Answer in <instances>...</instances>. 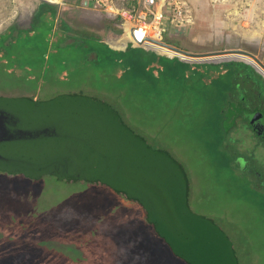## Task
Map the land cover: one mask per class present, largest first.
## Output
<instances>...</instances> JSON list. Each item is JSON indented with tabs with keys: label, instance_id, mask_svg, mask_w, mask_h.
I'll return each mask as SVG.
<instances>
[{
	"label": "rangeland",
	"instance_id": "rangeland-1",
	"mask_svg": "<svg viewBox=\"0 0 264 264\" xmlns=\"http://www.w3.org/2000/svg\"><path fill=\"white\" fill-rule=\"evenodd\" d=\"M143 1L0 0V35L11 26L29 29L33 11L41 3L52 2L58 5V17L77 34L105 36L114 26L130 36L116 9L139 12ZM152 10L163 14L165 32L160 41L166 46L201 58L246 52L264 65V0H156ZM120 34H116L119 41ZM46 41L50 44L51 38ZM136 46L146 49L140 55L128 52L133 63L143 65L138 74L120 62H90L73 44L55 45L45 59L36 45L32 50L0 51V96L43 102L82 94L109 103L148 146L166 151L183 166L190 182V209L213 219L238 264H264V188L258 186L261 176L264 180V143L247 123L242 88L229 80L224 63L247 65L256 81L259 76L264 80L257 71L262 68L248 57L235 55L195 60L198 63L157 59L150 53L167 55L162 48L158 52L143 44ZM121 51L118 48V54ZM177 61L188 66H179ZM229 89L237 90L238 96L234 91L225 94ZM244 96L248 97L246 92ZM48 111L51 119L52 109ZM35 116L42 117L40 113ZM53 120L62 124L82 119L64 114ZM83 124L71 132L97 133L86 137L95 146V141H101L98 133H104L106 151H117L120 167L128 170V183L137 186L134 193L120 185L123 194H117L99 178L96 183L70 182L46 175L33 182L0 172V264H184L149 225L145 209L126 198L134 195L144 200L141 190L148 184L163 190L177 187L169 181L157 153L155 160L150 154L134 158L133 138L121 139L115 128L111 134ZM48 137L53 143L50 149L59 145L53 136ZM58 142L61 148L70 145ZM144 178L150 183H143ZM200 256L205 259L207 254Z\"/></svg>",
	"mask_w": 264,
	"mask_h": 264
},
{
	"label": "trees",
	"instance_id": "trees-1",
	"mask_svg": "<svg viewBox=\"0 0 264 264\" xmlns=\"http://www.w3.org/2000/svg\"><path fill=\"white\" fill-rule=\"evenodd\" d=\"M56 16L57 7L43 3L37 12L35 19L33 20L30 30L15 32L13 31L14 29H8L6 33L0 35V51L4 52L3 50H5V52H8L9 50L17 49L18 47L19 49L24 47L26 49L30 48L32 50V46L36 45V48L40 49L39 52L45 55L48 50H54L55 45H58L60 48L64 47L62 43L68 38V33H72L71 37H74V39L72 38L74 42L71 44L84 51L86 59L87 56L91 54L99 63L102 61L120 62L127 69L130 68L133 74H138L141 72V70H143L141 61L133 63L131 61V56H129L132 54L128 52L134 51L135 55H140L146 50L137 47L129 37L127 31H121L119 28L113 26L110 28L113 30L111 34H105L104 36L103 34L101 35L97 32H91L86 34L88 37L85 38V32L77 34V32L71 29L62 19L58 24V28L55 30L54 23L56 21ZM44 18H47V21H44ZM36 31L38 33L45 34L39 35ZM119 32H121V41H119L118 36L116 37V34ZM112 34L114 35L111 36ZM47 38H53L51 39L50 44L46 41ZM110 47L111 50L109 49ZM114 48H119L122 50L119 52L120 59L117 57V55H119L117 52L118 50H115ZM151 48L153 50L157 49L158 52H161L158 48ZM112 50H114L113 55ZM24 51L28 52L26 50ZM110 54L112 55L111 57L103 60L106 55ZM150 54L157 59H164L163 57L157 56L154 53ZM225 68L229 73V80H234V82L237 81L238 86L240 82L245 79L243 78V75L245 74L244 71L246 70L247 72H251L250 67L243 63L237 62L224 63V69ZM130 69H128V71H130ZM258 79L260 80L259 83L262 82L264 85V80H261L262 78L260 76ZM232 91H234V89H229L227 92H225V94H229V92ZM234 92L236 98L238 95L237 90ZM50 108L52 109L53 117L58 116V118H60L65 113L75 114L81 117V122L85 123V125V119H87L89 126H86L89 128L97 127V129H101V131H103V129L115 128L117 132L119 130L121 133H123V137H132L134 139L132 146H134V150L137 154V156L134 155V158H139L142 156L139 154V152L144 150L145 152L147 151L152 154L154 153L153 159L155 160V152L157 153L158 160L166 166L165 171L168 173L167 176H169V181L175 183L177 187L172 185L169 189L165 186V190H163L157 189L153 184H148L145 191L141 190V192L145 195L144 200H139L130 195H128V197L134 199L137 202L136 204H139L145 209V214L149 216V224L154 228L155 233L160 238H162L174 257L184 260L187 264H204V260L206 259L208 260L207 264H231L232 261H234L232 262L233 264H237L232 250H227V248H230V245L227 244V238L224 236L223 232L216 229L212 220L203 218L190 209L188 204L189 180L183 166L166 151L148 146L146 144L147 141L142 136L135 134L129 127L125 125L121 116L109 103L82 94L60 95L43 102L35 100L32 97L10 98L0 96V112L4 111L5 116H8L10 111L18 110L23 111L25 113V117L27 118V112L32 110L30 112V118L35 119L34 116L37 113L48 115V110ZM68 109H70V111H67ZM74 109H81V111ZM53 117L50 120L54 121ZM53 123L58 125L57 128L59 133H67L71 132L73 129H77L75 123L68 121L62 124H59L56 121L52 122V124ZM91 124L94 125V127H90ZM4 127L5 126L3 123H0V137L5 138L0 142L3 143L0 145V152L3 151L6 155H9L6 158L22 160L30 163H38L37 160L39 157H36L34 154L37 152L35 151L37 139L34 138L27 141L22 140V138H24L22 136H25L23 134H27V136L34 134L24 133L21 130L22 128L16 129V132H14L11 130V128L5 127V129ZM25 130L27 129L25 128ZM52 130L53 127L50 124V126L46 125V129L43 131L46 133H51ZM43 131H41V133H44ZM106 131L111 133L109 130ZM72 133L77 134L78 132ZM123 137L121 136V139H123ZM46 139L47 140H45V143L50 144L52 142L48 137H46ZM47 150L50 151V153L57 152L58 148H48ZM53 156L54 154L49 155L46 158L41 156V158L45 160L53 158ZM57 157H61L63 160L66 158L64 155H58ZM78 157L80 159L82 158L81 156ZM160 162L156 161L157 164ZM6 172V174L10 175L15 174L9 171ZM55 173L48 172V175L54 176L56 180L70 181L69 179L61 178ZM127 173L128 170H123L121 168V172L117 173V175L119 178L124 179L127 184H129V186L136 188L137 186H135L133 182L128 183L129 180L126 178ZM41 174L42 173L24 174V177L29 179L31 178V181L36 182L44 177ZM142 182L150 183L146 180V178H144ZM113 188L114 187H112V189ZM114 191L117 194L119 193L116 191V189ZM202 253L207 254L205 259L200 256ZM224 255L228 257V263Z\"/></svg>",
	"mask_w": 264,
	"mask_h": 264
},
{
	"label": "flooded vegetation",
	"instance_id": "flooded-vegetation-1",
	"mask_svg": "<svg viewBox=\"0 0 264 264\" xmlns=\"http://www.w3.org/2000/svg\"><path fill=\"white\" fill-rule=\"evenodd\" d=\"M243 76H244L243 78L245 79H243L240 82L239 86L242 88L240 90L242 92L244 101L240 103L242 106L245 107L244 108L245 119L247 123L249 124V119H251L253 114H256V113L264 114V95H263L264 85L262 84V82L259 83L260 81H256V79L253 77V75L249 71L247 74H244ZM245 92L248 95L247 98L244 96ZM239 98L241 97L239 96ZM246 108H248V110ZM40 115H42V117L35 116V119H34L35 121H33L32 119L28 117L26 118L25 113L23 111H18V110L10 111L8 116H5L4 111H3V112H0V123H3L5 127L11 128V130L14 132H16V129L22 128L21 129L22 132L34 134L30 136H27V134H23L26 136V137L22 136L24 137L22 138L23 141H27V140L34 139V138L42 141V143H37V146L35 147V151L37 152L34 154L36 157H39V159L37 160L38 163H45V162L57 159L63 164L62 166L59 163H52L49 169H47L48 171H45L41 174L42 176L48 175V172L50 173L56 172L55 173L56 175L64 179L65 178L69 179L70 182H77L81 180L83 182L89 181L88 183H91V182L96 183L97 179L95 178H99L103 180L104 182L102 183L103 185L110 187V188L114 187L113 190L116 189V191H118L119 192L118 194L120 195L123 194L120 191V189H118L120 185H126L132 191V193H134L135 187L129 186V184H127L125 180H121L118 177L117 173L121 172V167L119 165V154L117 153V151L116 152L106 151V142L102 140L105 135L104 133H98L99 135L98 137L101 138V141H98V142L95 141V144L97 145L95 146L92 144L93 139L86 142V137L89 138V136L87 135L97 134V133H85V132H78L77 134L72 133V132L59 133L58 128H57L58 125L55 123L52 124V122L54 121L50 120L49 115H43V114H40ZM50 124L53 127L52 132L51 133L44 132L43 130L46 129V125L50 126ZM75 124L77 126V129H79L81 128V126H79L78 124H83V123L81 121H78ZM262 124L264 123L263 121L261 123L260 118L255 119V123L253 125L256 128L257 133H259L258 134L259 136L256 133L254 132L253 133L255 136L258 137L260 141L264 143V129H263ZM249 126L252 130V126L250 124ZM25 128L27 130H25ZM93 129H97V127ZM106 130L111 131V129L109 128ZM41 131H43L44 133H41ZM118 132L119 133H116V134L123 137V133H121L119 130ZM48 135H51L53 136L54 139H56L55 144H59L55 146V149L58 148L57 152L50 153V151L47 150L49 148L48 145L53 144L52 142L50 144L45 143V140H47L46 137H48ZM4 139L5 138L0 137V141H3ZM61 139L62 141L64 140V141H67L68 143L70 142V145H68L67 147L61 148L60 146L62 144L58 142V140H61ZM123 139L132 140V137L130 136L123 137ZM1 144L3 143H0V145ZM134 152L136 151L134 150ZM144 153H147V154H144ZM52 154H54V156L56 157L53 156V158L43 160V158H46L47 156L52 155ZM139 154L142 156L146 155L147 157H149V154H150V156L153 158L154 153L152 154L150 152H145L144 150H141ZM58 155L66 156L65 160H63V158L61 157H57ZM8 156L9 155H6L3 151L0 152V157H8ZM41 156H44V157L41 158ZM78 156H81L82 158L80 159ZM38 163H35V164H38ZM0 172L7 173L3 169H0ZM14 175L25 176L22 173L21 174L15 173ZM260 179H261L260 188L262 187L264 188V180L262 181V176ZM29 180H31V178ZM126 198L134 201V199L129 198L128 196H126ZM215 227L216 229L221 231V229L217 227L216 224H215Z\"/></svg>",
	"mask_w": 264,
	"mask_h": 264
},
{
	"label": "water",
	"instance_id": "water-1",
	"mask_svg": "<svg viewBox=\"0 0 264 264\" xmlns=\"http://www.w3.org/2000/svg\"><path fill=\"white\" fill-rule=\"evenodd\" d=\"M149 42L148 47H154V48H162L163 50H165L168 54L176 57V58H181L187 61H202L204 59H206L207 56L201 58V57H196V55H191V54H187L182 52L181 50H178L176 48L173 47H169L166 46L165 44H163L162 42H158V41H154V40H148ZM157 50V49H155ZM230 55H235V56H242V57H248L250 59H252L254 62H256L258 64V66L260 68H262V70L264 71V65L261 64L255 57L249 55L246 52H240V51H231V52H223V53H219V55L217 56H213L215 59H218L220 57H229ZM209 58V57H208ZM260 118L261 119V123L263 121L264 123V114L262 113H256L253 114L251 119H249V124L252 126L255 123V119ZM263 125V129H264V124ZM252 130L254 133H256L257 135L259 133H257L256 128L254 127V125L252 126ZM259 136V135H258ZM1 142V141H0ZM52 163H59L63 166V164L57 160H51L45 163H30V162H25L22 160H17V159H12V158H6V157H0V169L9 171L11 173H19V174H32V173H43L45 172Z\"/></svg>",
	"mask_w": 264,
	"mask_h": 264
},
{
	"label": "built area",
	"instance_id": "built-area-1",
	"mask_svg": "<svg viewBox=\"0 0 264 264\" xmlns=\"http://www.w3.org/2000/svg\"><path fill=\"white\" fill-rule=\"evenodd\" d=\"M156 0H144V8L139 12L129 9H116L117 17L122 24H126L131 32V40L136 44L148 46V40L161 42L165 32L163 14L152 10ZM138 43V44H137Z\"/></svg>",
	"mask_w": 264,
	"mask_h": 264
},
{
	"label": "crops",
	"instance_id": "crops-1",
	"mask_svg": "<svg viewBox=\"0 0 264 264\" xmlns=\"http://www.w3.org/2000/svg\"><path fill=\"white\" fill-rule=\"evenodd\" d=\"M60 0H57V2H59ZM86 2H84V4H85ZM45 4H49V5H52V6H55V7H57L58 5L56 4V3H52V2H47V3H45ZM41 5H43V3H41L34 11H33V15H32V21H31V25H30V27H29V29H25V30H30V28H31V26H32V23H33V20L35 19V17H36V14H37V12L39 11V9H40V7H41ZM57 10H58V8H57ZM85 9L83 8V11H84ZM60 11V10H59ZM62 11H64V9L62 10ZM59 13V12H58ZM86 13H89V11H86ZM94 15H97L96 13H93ZM60 20H61V18H59L58 17V14H57V16H56V21H55V23H54V29H56L57 27H58V24H59V22H60ZM63 20V19H62ZM65 21V20H64ZM8 29H17L16 27H14V26H11L10 28H8ZM7 29V30H8ZM13 30V31H14ZM16 31H23V30H19V29H17ZM71 35V34H70ZM72 38L74 39V37H71V36H68V38L62 43V45H70L71 43H73L74 42V40H72ZM51 39H53V38H51ZM110 50H111V47L109 48ZM115 50H118V48H114ZM159 49V48H158ZM161 49V48H160ZM144 50H146V49H144ZM113 51V53H112V55L114 54V50H112ZM50 52V50H48L47 51V53L44 55V59L45 58H47V56H48V53ZM162 53H166L167 55H161V54H158V55H160L161 57H165V58H167L168 60H174L173 58H176V57H174V56H172V55H169L165 50H163L162 49ZM111 54L110 55H106L105 57H104V59L103 60H105V59H107V58H109V57H111L112 56ZM155 55H157L156 53H155ZM157 55V56H158ZM215 58L214 57H209V58H206V59H204V60H214ZM228 59V58H227ZM232 59H238V58H232ZM87 60H89L90 62H92V61H94V62H97V60L94 58V56L93 55H91V54H89L88 56H87ZM215 60H220V58H218V59H215ZM189 62V61H188ZM198 63V62H196V61H190V63ZM178 63H180L179 64V66H183V67H185V66H188L187 64H185V63H182V62H180V61H178ZM200 63V62H199ZM206 63V62H205ZM206 65H208V64H206ZM258 72H260L263 76H264V73H263V71H261V70H257ZM250 72V71H249ZM251 73V72H250ZM252 74V73H251ZM138 135V134H137ZM258 186H259V188L261 187V182L260 183H258ZM189 191H190V182H189ZM189 204V203H188ZM190 207V206H189ZM198 215H200V214H198ZM200 216H202L203 218H207V219H210V220H212L213 221V219L211 218V217H208V216H206V215H200ZM150 225V224H149ZM151 226V225H150ZM227 244L228 245H230V248H227V250L229 251V249H231V244L228 242V240H227ZM235 256V255H234ZM178 259V258H177ZM181 260V259H180ZM182 261H184V260H182ZM232 262H234V261H232ZM236 263L238 264V262H237V260H236ZM184 264H187L185 261H184ZM204 264H207V262H204ZM233 264V263H232Z\"/></svg>",
	"mask_w": 264,
	"mask_h": 264
}]
</instances>
